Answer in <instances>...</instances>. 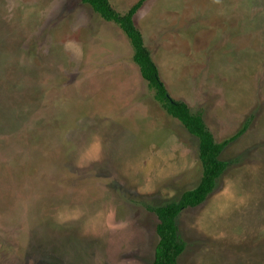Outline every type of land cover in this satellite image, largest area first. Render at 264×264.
<instances>
[{
  "label": "rangeland",
  "instance_id": "obj_1",
  "mask_svg": "<svg viewBox=\"0 0 264 264\" xmlns=\"http://www.w3.org/2000/svg\"><path fill=\"white\" fill-rule=\"evenodd\" d=\"M137 1L110 0L121 14ZM93 14L81 0H0V264H152L147 206L200 180L197 157L191 181L161 179L167 150L197 140L155 101L122 30ZM136 26L217 142L248 122L214 191L177 218L178 264H264V0H149ZM97 36L125 74L89 76L82 49Z\"/></svg>",
  "mask_w": 264,
  "mask_h": 264
},
{
  "label": "trees",
  "instance_id": "obj_2",
  "mask_svg": "<svg viewBox=\"0 0 264 264\" xmlns=\"http://www.w3.org/2000/svg\"><path fill=\"white\" fill-rule=\"evenodd\" d=\"M146 1L138 0L126 13L121 14L112 7L109 0H82L104 20L115 23L122 30L132 45V60L138 66L149 89L153 91L155 101L165 113L177 119L188 133L198 140L199 159L202 167L198 185L191 190L182 192L176 201L155 207L147 206V209L153 212L158 220L156 232L159 239L152 264H178V258L184 252L186 244L179 237L177 218L186 208L202 205L214 191L217 181L229 166L228 162L220 158L221 153L228 144L246 131L248 122L233 136L217 142L201 113H193L187 103L171 97L145 44L143 34L134 21L135 14Z\"/></svg>",
  "mask_w": 264,
  "mask_h": 264
},
{
  "label": "crops",
  "instance_id": "obj_3",
  "mask_svg": "<svg viewBox=\"0 0 264 264\" xmlns=\"http://www.w3.org/2000/svg\"><path fill=\"white\" fill-rule=\"evenodd\" d=\"M81 2H82V0H81ZM109 2H110V0H109ZM147 2H149V0H147L143 5H142V7L137 11V13L135 14V16H134V21H135V24H136V17H137V15H138V13H140V12H142L143 11V9L146 7V4H147ZM82 4L83 5H85V6H87V7H89L91 10H92V12L94 13L93 15H95V17H98L99 19H101L102 17L99 15V14H97L92 8H91V6H89L88 4H86V3H84V2H82ZM110 4L112 5V3L110 2ZM135 4V3H134ZM133 5V4H132ZM132 5H130L129 7H128V9H127V11L129 10V8L132 6ZM112 7H113V5H112ZM8 14H9V16H12V11L11 10H5ZM117 11V10H116ZM45 12H47V10H45L44 11V13ZM96 13V14H95ZM79 19H81V15H78L77 16ZM2 20H1V18H0V22H2V21H6V20H8V17H3L2 16ZM103 19V18H102ZM101 19V20H102ZM144 37V36H143ZM103 39V37H94V38H92L91 39V42L90 41H87V44L85 45V50H84V52H83V49H82V54L84 55V57H86L88 60H89V64L87 65V68L89 69V67H91V72L89 73V76L91 75V76H95V77H98V76H101L102 78L103 77H107L108 76V78L109 79H112L111 77L112 76H114V73H118V74H125L126 72H123V71H126V69L125 68H127V67H129L128 66V64L122 59V55H120V53H121V51H120V53H114L113 55H111V56H107V57H102V58H99L98 56H97V51H100V47L104 44V42L105 41H103L102 40ZM116 41H118L117 39H116ZM83 47V46H82ZM73 53V55L71 56V58L73 59V60H76V59H78L79 57H80V55H79V52H77V51H73L72 52ZM84 53H87V55H85ZM90 70V69H89ZM108 79V80H109ZM190 134V133H189ZM188 134V135H189ZM190 136H192L193 138H195L196 140H197V138L196 137H194L193 135H191L190 134ZM172 137V135H170V137L169 138H171ZM158 138V136L156 137V139ZM152 139H155V137H153V138H151L150 140H152ZM171 140H172V138H171ZM154 141V140H153ZM173 142H176V141H173ZM197 142V149L194 151V150H192L191 149V147H189V146H181V144H179V145H177L176 147H175V149L173 148V149H170L171 150V152H170V150H169V152H168V150H167V153H168V155H170L171 156V159L169 158L167 161H166V164H165V166H159V168L160 167H162V169L160 170V171H158V173H164L163 175H161V179L163 178V177H167L168 178V176H169V174H171L172 175V179H174L173 180V182L176 180V179H180L181 178V180H178V182L179 183H181L183 180H187V181H191V180H189L190 179V175H191V173H192V171H193V168H194V166H195V160H196V157H197V162H199L200 161V159H199V151H198V140L196 141ZM174 145V144H173ZM170 160H171V163L172 164H170ZM201 164V163H200ZM165 167H167V168H165ZM165 169V170H164ZM185 177V178H183L182 179V177ZM169 180H171V176H170V178H169ZM168 182V181H167ZM194 182H195V180H194ZM193 182V183H194ZM198 183H199V181L197 182V183H195L193 186V188H195L197 185H198ZM169 188H175L174 186H173V183H172V185L169 187ZM188 188V187H187ZM193 188H191V189H193ZM190 188H188V189H184V191H186V190H191ZM184 191H182V192H184ZM181 192V193H182ZM180 193V194H181ZM180 194H179V196H180ZM179 196L177 197V198H174V199H170V200H168V201H166L165 203H167V202H171V201H176V200H178V198H179ZM165 203H163V204H165Z\"/></svg>",
  "mask_w": 264,
  "mask_h": 264
}]
</instances>
